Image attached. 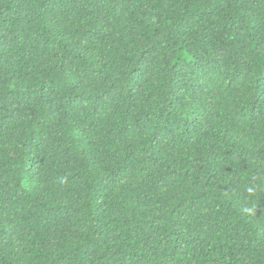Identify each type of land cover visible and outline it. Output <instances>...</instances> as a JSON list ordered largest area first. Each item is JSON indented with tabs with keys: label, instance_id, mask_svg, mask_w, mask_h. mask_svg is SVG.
Listing matches in <instances>:
<instances>
[{
	"label": "trees",
	"instance_id": "trees-1",
	"mask_svg": "<svg viewBox=\"0 0 264 264\" xmlns=\"http://www.w3.org/2000/svg\"><path fill=\"white\" fill-rule=\"evenodd\" d=\"M0 264H264V0H0Z\"/></svg>",
	"mask_w": 264,
	"mask_h": 264
},
{
	"label": "clouds",
	"instance_id": "clouds-1",
	"mask_svg": "<svg viewBox=\"0 0 264 264\" xmlns=\"http://www.w3.org/2000/svg\"><path fill=\"white\" fill-rule=\"evenodd\" d=\"M27 181H25V183H26ZM61 182H63V181H61ZM256 189L254 188V187H248L247 188V192L248 193H253L254 191H255ZM255 207H253V208H249V209H246V211L247 212H249V214H255Z\"/></svg>",
	"mask_w": 264,
	"mask_h": 264
}]
</instances>
